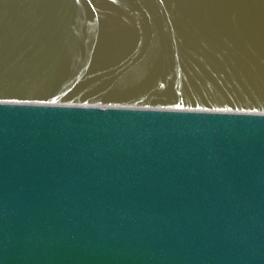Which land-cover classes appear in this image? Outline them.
I'll use <instances>...</instances> for the list:
<instances>
[{
  "label": "water",
  "instance_id": "obj_1",
  "mask_svg": "<svg viewBox=\"0 0 264 264\" xmlns=\"http://www.w3.org/2000/svg\"><path fill=\"white\" fill-rule=\"evenodd\" d=\"M0 264H264V0H0Z\"/></svg>",
  "mask_w": 264,
  "mask_h": 264
}]
</instances>
